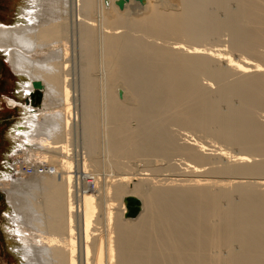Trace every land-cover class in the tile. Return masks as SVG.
Returning a JSON list of instances; mask_svg holds the SVG:
<instances>
[{"label": "bare ground", "instance_id": "obj_1", "mask_svg": "<svg viewBox=\"0 0 264 264\" xmlns=\"http://www.w3.org/2000/svg\"><path fill=\"white\" fill-rule=\"evenodd\" d=\"M75 1L83 61L80 122L84 145L89 153L95 152L103 133L100 124L106 119L105 153L109 163L106 165L105 158L104 163L94 160L92 168L110 169L112 173L106 176L113 175V179L102 185L96 175L88 181L84 174L86 189L80 195L76 193V199L72 164L65 159L74 122L68 77L67 0H21L14 22H0V51L16 75L14 93L0 100V112L5 103L8 109L20 113L8 129L11 145L1 153L0 168V192L8 208L0 230L8 241L6 250L13 261L264 264V182L257 178L251 185L242 183L244 175L264 176V162H256V157L264 155V124L254 115L255 110L264 112V65L259 63L264 61V54L258 52L259 46L264 45V0H233V10L228 6L231 0H144L147 13L138 19L118 11L109 0V11H105L100 0ZM133 4L140 5L130 0L125 8ZM215 6L223 7L225 18L229 16L226 22L219 21L220 16L213 12ZM119 29L126 32H118ZM220 31L230 32L232 49L247 54V58L234 59L220 46H203L220 36ZM145 37H174L188 45L174 41L171 46L159 47ZM100 65L104 66L102 74ZM229 73L238 76L229 82ZM201 77L215 82L216 91L211 93L202 86ZM37 81L42 84V97L39 104L32 106L27 100L34 93L32 83ZM119 90L122 98L118 99ZM97 92H103L104 98ZM129 95L135 104L128 103ZM99 96L105 99H100L103 114L98 108L102 104L98 103ZM232 96L238 99V106L232 104ZM99 115L105 116L101 123ZM171 126L189 134L199 131L209 137L208 142L214 139L221 145L214 140V144L207 140L191 142L186 140L188 135L181 133L185 143L180 146ZM197 139L201 141L200 137ZM222 144L236 146L238 152L231 153ZM96 152L94 155L99 154ZM173 154L181 156V161L186 158L184 165L195 178L204 176L201 168L212 166L213 158L221 160L222 165L224 162L213 170V175L230 178L190 179L184 187L171 186L177 181L172 179L165 185L168 181L164 178L163 182L156 180L159 187L149 188L141 183L137 173L122 171L114 176L113 169L121 171L128 164L120 162L122 157L139 160L145 168L153 169L158 158L168 160ZM24 160L34 165L45 163L47 166L42 167L46 171L27 175L22 171L27 165ZM12 162L15 164L11 167ZM83 168H88L85 161ZM38 190L45 191V206L34 200ZM111 192L119 203L107 198ZM233 194L239 197L237 201ZM127 196L142 203V212L128 224L120 221ZM115 207H119L117 211ZM95 219L103 221L106 233L94 241L91 250V239L97 237L92 223Z\"/></svg>", "mask_w": 264, "mask_h": 264}, {"label": "rangeland", "instance_id": "obj_2", "mask_svg": "<svg viewBox=\"0 0 264 264\" xmlns=\"http://www.w3.org/2000/svg\"><path fill=\"white\" fill-rule=\"evenodd\" d=\"M100 1L102 2L103 7L106 9L105 11L111 10L110 5L107 6L108 0H100ZM109 1L114 3L116 0H109ZM231 1L229 0V2H231V3H229L228 6H229V8L231 7L230 9L233 10V9L236 8V6H235L234 1L233 0H231ZM20 2H21V0H0V22L1 23L10 24V23L14 22L15 14H16L15 12H16V9L18 8ZM98 2H99V0H98ZM77 3H78V1H77ZM77 3H76L75 0H67V6H66V10H67V12H66V17H67V20H66L67 21V23H66V25H67V27H66V30H67L66 40H67V42L69 44V48H70V62H69V76L68 77H69V80H70L69 85H70V91H71V96H72V98H71L72 106L71 107H72V113H73V116H74V122L72 123V125L70 127V132H69V137H68L69 140H68V144H67L68 145V152H67L68 155L66 157V154H65V159L68 160L72 164V173H71V175L73 177L72 178L73 189L75 191V194L77 193L78 195H80L86 189L85 186H84L85 183H84V180H83V179L86 178L85 177L86 174H87L86 176L88 178L87 179L88 181L92 180V178H93L92 175H96L97 177H99V181H101L102 185L104 184V182H106V180L108 181L110 179H113L112 178L113 175L106 176V175H109V174L112 173V171L110 169L106 168V170H105L103 168H97V167H96L97 169L96 168H94V169L92 168V165L94 166V163H92V162H94V160H95V162H96V160H100V163L107 162L106 165H108V163H109V157H108L109 155L107 156V153H105V152H107V150L105 149L107 147V146H105V145H107V140H105L104 134H106V132H107V124H106V126L104 125V123H106L105 122L106 119L104 120V117H105L104 115H103V117L101 115H99L101 117H100V119H98L99 123H101L104 120V122H102L100 124V131L103 130L102 131L103 133L101 132L102 134L100 135L101 136V138H100L101 140L99 139L98 145H97V149L95 150V152L97 150L98 151L100 150L99 152H96V153H99V154H95L94 155L95 152L93 154L89 153L88 150L85 148V145H84L85 133H84V130H82L83 129L82 128V124L80 122V114H81L80 112H81V108L83 106L82 105V101H83V93H84L83 92L84 91L83 90L84 89L83 88L84 85H83L82 82H84V79H82L83 78V75H82L83 61H82V58H81L82 52H81V49H80L81 47H80V41H79L80 40V37H79L80 34L78 33V32H80V30H78L80 28H79L78 20H77V11H78V4ZM73 4H74V6H73ZM75 5H77V6H75ZM131 6H130L131 8L130 7L124 8V10H123L124 12L122 11V13H125V11H126V14H128V17L129 18H133V19H138V18L143 17L144 15H146V13H147V8H145L146 5H142L140 7V5L133 4ZM137 6H139V7H137ZM221 7L222 6H215L216 9L214 7H212V8L215 9V10H213V12L215 14L216 13L217 14L220 13L219 15L216 14V16H220L219 17V21L221 20V23H223V22H226V19H228L227 17H229V16L226 15V18H225L226 12H224L223 9H221ZM218 10H220V11H218ZM216 11H218L219 13L216 12ZM221 13H223L224 15H221ZM97 15L99 16V14H97ZM222 19H223V21H222ZM119 30H118V32H122L123 31L122 33H124L125 29L124 30L121 29L120 31ZM222 30H224V29H222ZM125 32H126V30H125ZM220 32H221V34H220ZM220 32H219L220 36H218L217 38H215V40H213L211 42L207 41V42H205V44L202 43L203 46L205 45L208 48L210 46H213L212 48H215L216 46H220L221 49L226 50V52H228L229 55L231 53L230 56L234 57V59L242 58V57L247 58L246 57L247 54L243 55L244 54L243 52H241V51L237 52L236 50H234V48L232 49V43H230L231 42L230 39H232V37L230 38V36H232V35L229 36V34H231L230 32L229 33L227 31H223V32L220 31ZM122 33H120V34H122ZM136 35H139V34H136ZM136 35L134 34L133 36L134 37H139V36H136ZM146 38H147V41L152 42V43L154 42L153 44H157L159 47H162L163 45H164L163 47H167L168 44H169L168 46H171V44L174 43V41L175 42L176 41H181V43L183 42L185 45L187 44L184 40L182 41L181 39L180 40L176 39V38L174 39V37L173 38H168V39H163V40H156L154 38L153 39L152 38L148 39V37H145V40H146ZM259 51H260V53L264 54V45L259 46L258 52ZM250 59L254 60V62H255V60L256 61L258 60V59H255V58H250ZM263 62L264 61L259 62V63H262L264 65ZM103 67L104 66L100 65V67L98 69L101 74L103 73V71H102V69H104ZM97 74L101 76V74H99V72ZM100 76H98L99 80L102 77V76L101 77ZM237 76L235 77L234 74L229 73V76H228L227 80L229 82H231L232 80H235L237 78ZM200 79H201L200 83L202 84V86H204V87L206 86L208 88L207 90L211 91V93L216 91L217 85H216L215 82L207 81L204 77H201ZM15 83H16V75L12 72V69L6 63V61L3 58L2 52L0 51V100L4 101L6 97H10V96L13 95L14 92H12V91H13V89L15 87ZM99 89H101V88H99ZM98 91H101V90H98ZM102 93L103 92H99V94H101L102 97L104 98V95ZM97 94H98V92H97ZM100 97L101 96L98 97V103H102V104L101 105L99 104L98 108H100V112H102L101 114H103V111H102L103 109L101 110V106L103 105V102L105 101V99L103 100ZM130 97H131V95H129L128 100H130V101L128 103H130L132 101L130 104H132V103L135 104V99L133 101V99H130ZM232 97H231V100H233L232 104L233 105L235 104V106H236L238 104L237 103L238 99H235L236 98L235 96H232ZM117 98L119 99L118 95H117ZM96 99H97V96H96ZM100 99L103 100V102L102 101L100 102ZM102 108H103V106H102ZM221 108L224 110L225 106H221ZM98 112H99V110H98ZM100 112H99V114H100ZM258 112H259V110H255L254 111V115L256 114L255 117H256V119H258V122L264 124L263 123L264 122V112H262V111H260L259 113ZM19 114L20 113L18 111H15L14 109H8V107H6V105H5V103L1 107V112H0V168H2V166H3V164H2L3 163V160H2L3 154H1V153H5L6 150L11 145V143H10V141L8 139V136H7L8 129L11 126V122L14 121L15 119H17ZM97 118H99V117L97 116ZM101 118H102V121L100 122ZM104 129H105V131H104ZM170 131L173 132L172 134H174L173 136L175 137V139L177 140L178 145H180V146H182L183 142L185 143V141H184L185 138L184 137H186L187 135L189 136V138L186 137V140L189 139V141L196 140L197 142H202V141L205 142L209 138V137L208 138L205 137V135L203 133L199 132V131H192V132L190 131L191 133L189 134L188 131L187 132H186V130L183 131L181 128L176 127V126H171L170 127ZM184 132H186V133H184ZM181 133L185 134V136L183 137V135ZM198 136L200 137L201 141H198L199 140V139H197V138H199ZM210 140H212V139L210 138ZM213 140H212V142L211 141H209V142L212 143V144L217 142L216 140H214L215 142ZM191 142H193V141H191ZM206 142L209 143L208 140ZM102 144H104L103 145L104 148H103ZM218 144H220V143H218ZM218 144H216V145L218 146ZM222 145H224L226 148H228V150L231 153H237L238 152L236 146L234 147V146L228 145V144H222ZM102 153H105V154H102ZM175 155L176 154L171 155L168 158V160L167 159L166 160L162 159V161H158V159H159L158 158L156 160V162H154V167H153L154 170L150 169V167L145 168V166L143 165V162H141L139 160H133V161L131 160L130 161L128 158L122 157L121 159H119L120 162H122V160H123L124 163L123 162L122 163L124 165L126 163H128L130 165L126 164V168H124L121 171H117V170L113 169V171L116 172L117 174L114 173V172L113 173H114V176L120 175L119 172L121 174H123V173L126 174V171H127V174L128 173L129 174L130 173H137L138 174V178L141 179V183L145 187H149V188H150V186H151V188L152 187H156L157 188V186L159 187L160 184L157 185L158 184L157 181H159V180L161 181L162 179L164 181V178L168 181V182H166V181L164 182L165 185L166 184L169 185V182H171V179H172V181H176V180L178 181L179 180L180 182L176 181V182H172V184H171V186H177L178 185V187L179 186L180 187L188 186L189 184L186 183V181L188 182L190 179L219 181V180H225V178L226 179L230 178V176L227 177L228 175H223L222 176V175L217 174V173H216L217 175H215L216 177L213 175V174H215V172H213V170L215 168L216 169L217 168H221V165H222V163H221L222 161L221 160H220L221 161L220 162L219 159H217L218 160V162H217L214 158L213 159L211 158L212 160H214V162L212 161L213 162L212 166L210 165L213 169L210 168V166H209V168L207 166L205 168H203V169L201 168V170H204L203 173L205 172L204 176H202L201 178H206V179L195 178V177L191 176L192 173L189 171L190 169H186V166L184 165V164L187 163L186 158L183 157V159L181 161V159H180L181 156L177 157V155L176 156ZM89 156H90V158L93 161L90 160ZM93 156H94V158H93ZM255 157H254V159H255ZM103 159L105 160L104 162H103ZM106 159H107V161H106ZM126 159H128L130 163ZM256 159H257L256 162H258V163H260L261 161L264 162V155L263 156L262 155L258 156V158L256 157ZM124 160H126V161H124ZM178 160H180V161H178ZM255 160H254V163H256ZM83 161H85V164H87V166H88L86 171L83 168ZM24 162H25V164H27L26 166H34V167H39V166H41V167L44 166L45 167V166H47V164H45V163H43V164L42 163L41 164L40 163H35V165H34V164L28 162L27 160H24ZM97 162H99V161H97ZM215 162H216V164H215ZM133 163H134V165H133ZM225 163H228V162H225ZM14 164H15V162H12L11 167L14 166ZM228 164H231V163H228ZM223 165H224V162H223ZM26 166L25 165L23 166V168H22L23 172H25L24 168ZM131 166H132V168H131ZM209 170H210V172H209ZM122 171H123V173H122ZM203 173L201 175H203ZM242 178H243L242 183L244 182V184H243L244 186H246L247 184L251 185V183H254V181H256L257 178H259L258 182H264V176H258L257 177V175L253 176L252 174H250V175H244V176H242ZM16 179L18 180L19 178H16ZM21 179L22 178H20L19 180H21ZM163 181H161V182H163ZM106 183H108V182H106ZM147 183H149L150 185L147 184ZM165 185H162V186H165ZM91 189H93V185L91 186ZM261 190H263V189H261ZM77 194H76V199L77 198L79 199V196ZM112 194L113 193L111 192V194L107 198L108 199L110 198V200L116 202L115 204L119 203V202H117L118 200L116 199V197L114 195H112ZM34 195L36 196L34 200L36 202L38 201L37 204L39 205V203H41V206H42V204L45 206L46 203H45V201H43V200H45L44 199L45 191L44 192L43 191L40 192L38 190V191H36V194H34ZM232 196H233L232 198L234 199V201L235 200L237 201L238 198H239V197H236L237 196L236 194H233ZM115 199H116V201H115ZM117 208H119V207H115V211H117ZM7 210H8L7 204L4 201L3 194L0 192V229L2 228L1 226H2V224H4V221H5L3 219L4 218L3 217L4 213H5L4 211H7ZM40 212H42V211L40 210ZM134 220H125L124 218L120 219L121 222H124V223H127V224L130 223V221H134ZM79 223H80L79 219L76 220V222H75V225H76L75 232H77V234H76L77 240H78L79 232H80L79 231L80 230V224ZM92 223H93L94 229H95L94 235H97V237L93 236L92 239H91V244L92 245L90 246V248L92 247L91 250H94V244H95L94 241H96L97 238L105 236L106 232L104 230L105 227H104L103 221H97L96 220V221H93ZM112 228H114V226ZM95 232L98 233V234H95ZM2 233H3V231L0 230V264H16L15 261H13L14 260L13 256L6 250L7 249L6 246H8V241H7L6 237H5V234L4 233L2 234ZM100 235H102V236H100ZM113 236H115V235L113 234ZM114 239H116V237H114ZM77 240H76V242H77ZM76 260H77V258H76ZM18 264H19V261H18ZM77 264H78V260H77Z\"/></svg>", "mask_w": 264, "mask_h": 264}, {"label": "water", "instance_id": "obj_3", "mask_svg": "<svg viewBox=\"0 0 264 264\" xmlns=\"http://www.w3.org/2000/svg\"><path fill=\"white\" fill-rule=\"evenodd\" d=\"M134 2H137L140 5H144V0H133ZM130 2V0H116L114 2V5L117 7L118 11H123L126 4ZM32 86L34 88V93L31 94L29 97V100H27L28 104H31L32 106H35L40 103L41 101V90H42V84L40 82H33ZM118 97L122 98V91H118ZM15 111H18L17 109H14ZM123 203L125 206V213L123 215V218L125 220H134L138 217L140 212L142 211V203L139 199L133 197V196H127L123 199Z\"/></svg>", "mask_w": 264, "mask_h": 264}, {"label": "built area", "instance_id": "obj_4", "mask_svg": "<svg viewBox=\"0 0 264 264\" xmlns=\"http://www.w3.org/2000/svg\"><path fill=\"white\" fill-rule=\"evenodd\" d=\"M25 169V173H27V175H35L36 172L41 174L44 173L46 171V169L44 167H34V166H27L24 168Z\"/></svg>", "mask_w": 264, "mask_h": 264}]
</instances>
